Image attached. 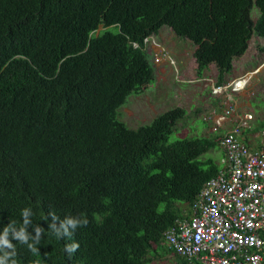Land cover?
Returning a JSON list of instances; mask_svg holds the SVG:
<instances>
[{"label": "trees", "instance_id": "trees-1", "mask_svg": "<svg viewBox=\"0 0 264 264\" xmlns=\"http://www.w3.org/2000/svg\"><path fill=\"white\" fill-rule=\"evenodd\" d=\"M165 27L195 47L198 77L214 66L224 86L264 38V0H0V235L25 208L27 231L43 229L35 254L12 240L16 264H190L165 233L219 173L201 159L216 142L170 143L180 107L136 130L118 119L155 83L146 40ZM50 214L88 224L60 239Z\"/></svg>", "mask_w": 264, "mask_h": 264}, {"label": "built area", "instance_id": "built-area-1", "mask_svg": "<svg viewBox=\"0 0 264 264\" xmlns=\"http://www.w3.org/2000/svg\"><path fill=\"white\" fill-rule=\"evenodd\" d=\"M246 125L219 139L226 168L204 184L190 216L165 234L167 245L190 264H264V151L241 141Z\"/></svg>", "mask_w": 264, "mask_h": 264}, {"label": "crops", "instance_id": "crops-1", "mask_svg": "<svg viewBox=\"0 0 264 264\" xmlns=\"http://www.w3.org/2000/svg\"><path fill=\"white\" fill-rule=\"evenodd\" d=\"M153 40L156 46H151L148 51L152 53V50L155 49V53L160 54L165 50V47L162 42L158 43L156 38ZM248 52L234 61V69L228 75V82L224 86L216 84L218 73L214 66H210L201 78L198 77L194 52L192 59H189L188 51L181 50L178 53V61L174 64L175 73H177L175 77L178 82L189 85L188 89H179L181 90L179 93L181 105L179 107L185 109L187 115L176 125L175 129L181 131L182 136L185 137L188 134L197 133L198 126L195 120L197 117L204 115L205 120H212L210 133L206 132V136L202 138L215 141L216 146L205 155L204 160L212 161L219 171L224 170L226 164L224 150L218 141L241 122H247V125L242 128L241 141L253 151H264V92L255 94L253 91L257 87H262L263 72L261 68L264 67V63L259 64L257 69L254 68V63H251L253 60H250V64L246 60ZM170 67L155 68L157 77L153 90L158 91L160 96L168 94L166 86L169 85L168 80L174 74L172 65ZM254 74H258L256 80H254ZM217 87H222V89L215 91ZM194 99H196L197 105H195V101L193 102ZM188 102L191 104L188 105ZM249 116L252 118L248 119ZM190 117L194 120L192 124L188 125L187 120ZM179 208L182 211V217L190 216L191 205L179 204ZM173 258L174 264H181V260L177 256H173ZM156 261L159 260H154L150 264Z\"/></svg>", "mask_w": 264, "mask_h": 264}, {"label": "rangeland", "instance_id": "rangeland-1", "mask_svg": "<svg viewBox=\"0 0 264 264\" xmlns=\"http://www.w3.org/2000/svg\"><path fill=\"white\" fill-rule=\"evenodd\" d=\"M258 17V10L254 8L252 11V18L256 20ZM104 30V27H100L99 34ZM98 31L95 33L97 34ZM153 38L157 39V42H162L165 47L160 54L155 53V49L152 50V53H149L150 60L154 66V68L166 67L172 68L174 70V74L168 80L169 85L166 86L168 89L167 96H160L157 92L153 90L155 84H152L151 88H147L142 94L136 95L132 94L127 98V102L118 110V119L124 122L127 127L130 129L136 130L142 126L150 124L156 116L159 114L166 112L171 109H175L181 105L179 93L180 88H189V85H184L178 82L176 79L177 73H175V63L178 61V53L182 50L188 51L189 59H192V54L194 52V46L186 41L181 40L167 27L163 28V30L159 33V35L152 37L149 44L148 50L151 49V46H156ZM157 55V56H156ZM159 58L158 62H155L156 57ZM246 60L250 64V60H253L251 63L253 67L256 68L259 64L264 63V38L253 37L250 44V51L247 54ZM157 63V64H156ZM247 64V65H249ZM160 65V66H159ZM257 69V68H256ZM262 74V87L253 89L254 93H262L264 92V67L261 68ZM260 75V74H259ZM258 74H254V80H256ZM195 101V102H194ZM195 105H197L196 99L193 100ZM191 104L190 102L187 103ZM181 108V107H180ZM194 120V119H193ZM192 117L188 118V125L193 123ZM196 123L198 126L197 133L188 134L185 137L182 136L181 131L174 130V132L170 136V143H174L178 140H182L185 138H202L206 136V132L210 133L212 120H205L204 115L197 117ZM209 131V132H208ZM215 134V133H213ZM205 155L201 157V159H205ZM164 210V206L161 207V211ZM171 255V254H170ZM168 255L166 258L162 260L156 261L152 264H174L173 255Z\"/></svg>", "mask_w": 264, "mask_h": 264}, {"label": "clouds", "instance_id": "clouds-1", "mask_svg": "<svg viewBox=\"0 0 264 264\" xmlns=\"http://www.w3.org/2000/svg\"><path fill=\"white\" fill-rule=\"evenodd\" d=\"M148 44L149 43H147V45ZM32 215H33L32 210L30 208H25L21 212V216L23 218V226L17 228L13 222L4 228L2 235H0V264H16V260L14 259L16 255L15 246L12 243V240H16L21 244H26L28 249L33 254L39 252V249L36 247V245L40 243L43 229L39 226L35 227L34 236L27 231L28 225L31 224L30 217ZM50 215H51L52 223L49 225V228L56 235V237L60 239L64 237L71 238L78 227L87 226L88 224L87 219H81L80 217L68 216L65 217L63 220H59V218L54 214H50ZM188 217L189 216H185L179 219H184ZM57 221H59V226L57 225ZM165 243H166V238H165ZM79 247H80L79 243L73 242L71 244L66 245L64 250L65 252L68 253L69 257L71 258L72 254L75 253L79 249ZM169 249L171 248L169 247Z\"/></svg>", "mask_w": 264, "mask_h": 264}, {"label": "water", "instance_id": "water-1", "mask_svg": "<svg viewBox=\"0 0 264 264\" xmlns=\"http://www.w3.org/2000/svg\"><path fill=\"white\" fill-rule=\"evenodd\" d=\"M97 36H99V31H98V33H97Z\"/></svg>", "mask_w": 264, "mask_h": 264}]
</instances>
